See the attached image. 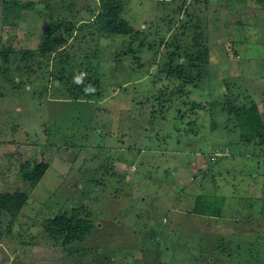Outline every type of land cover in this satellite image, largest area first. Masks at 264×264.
<instances>
[{"label": "rangeland", "instance_id": "374dc122", "mask_svg": "<svg viewBox=\"0 0 264 264\" xmlns=\"http://www.w3.org/2000/svg\"><path fill=\"white\" fill-rule=\"evenodd\" d=\"M104 1L0 0V264H264V142L237 123L264 121V0H114L133 30L102 36ZM79 206L91 229L53 237Z\"/></svg>", "mask_w": 264, "mask_h": 264}, {"label": "trees", "instance_id": "16d2710c", "mask_svg": "<svg viewBox=\"0 0 264 264\" xmlns=\"http://www.w3.org/2000/svg\"><path fill=\"white\" fill-rule=\"evenodd\" d=\"M121 11H123V9L119 2L114 0L104 1L97 17L98 30L102 36L111 33L127 34L132 32V25L124 16H122ZM51 33V30L45 31V35L42 38L43 45L46 40H49ZM259 110L257 104L252 103L237 112V123L240 136H242L243 139L248 141L251 139H258L259 141L264 142V121ZM47 167H49V162L46 160H41L36 163L27 160L21 166L22 177L26 180L36 181L41 178ZM6 195H3L4 198H6ZM0 196H2V194H0ZM76 210L77 211L70 215L61 213L56 214L49 219V222L45 225L53 237L57 238L64 232L65 235L62 239L63 242H73L76 238L82 239L85 233L91 229V223L88 222L89 219L81 216L80 211H83L82 208H76Z\"/></svg>", "mask_w": 264, "mask_h": 264}, {"label": "crops", "instance_id": "0c3cea01", "mask_svg": "<svg viewBox=\"0 0 264 264\" xmlns=\"http://www.w3.org/2000/svg\"><path fill=\"white\" fill-rule=\"evenodd\" d=\"M263 0H261V1H257V2H262ZM121 14H122V11H121ZM123 16V15H122ZM239 55V54H238ZM239 57V56H238ZM244 59H246V58H244ZM260 112V111H259ZM240 140H244L243 138H240ZM245 141V140H244ZM203 158H187V161L186 162H182L183 163V165H184V167H185V169L186 170H188V171H190L191 170V174L192 173H194V175H195V173H197L198 175H200V174H202V175H204V177L202 178V179H205L208 175L206 174V171H208V169H209V166H210V164H211V160L210 159H207V161H204V160H202ZM177 164H175V165H173V167H172V169L176 172V175H178L179 177H177V180L178 181H181L180 179H181V175L179 174V172H178V170H176L177 169ZM188 173V172H187ZM184 177V176H183ZM182 177V178H183ZM192 178H196V175H195V177H192V175H191V177H190V179H192ZM181 182H183V186L185 185V183H184V181H181ZM171 189V188H170ZM9 192V191H8ZM8 192H4V191H0V194H3V195H6ZM23 196H21V198H22ZM14 200H15V198H14ZM15 201H17V203H19V202H21V201H23L22 199L21 200H19V197L18 198H16V200ZM19 205V204H18ZM16 207H18V206H16ZM19 208V207H18ZM192 208V207H191ZM193 208H195V206H193ZM196 209V208H195ZM205 211L204 212H209L210 211V209H207V208H205L204 209Z\"/></svg>", "mask_w": 264, "mask_h": 264}, {"label": "built area", "instance_id": "2783aa9c", "mask_svg": "<svg viewBox=\"0 0 264 264\" xmlns=\"http://www.w3.org/2000/svg\"><path fill=\"white\" fill-rule=\"evenodd\" d=\"M229 152V149L227 147H225V149L223 150H213V152H211L210 154V157H208L207 159H210V160H215V156L216 155H220V154H227Z\"/></svg>", "mask_w": 264, "mask_h": 264}]
</instances>
